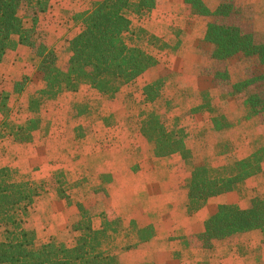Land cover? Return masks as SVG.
<instances>
[{
	"label": "rangeland",
	"instance_id": "1",
	"mask_svg": "<svg viewBox=\"0 0 264 264\" xmlns=\"http://www.w3.org/2000/svg\"><path fill=\"white\" fill-rule=\"evenodd\" d=\"M234 1L242 6V16L237 18L243 21V26L250 27L257 37L264 40V0ZM87 3L88 0H50L49 9L40 16L39 30L44 32L46 45L55 53L63 57L69 53L66 45L67 37L71 32L62 36L60 31L75 28L79 15L89 7ZM174 14H165L166 19L175 18V16L190 17L188 7L176 13L177 15ZM145 16L147 13L143 17L132 16L136 31L142 29L141 24L147 18ZM192 18L195 17L189 19ZM201 19L206 23L205 19ZM182 21L189 20L182 19ZM24 26H31L29 19L24 20ZM167 36L170 38L168 39ZM167 36L166 39L171 41V33ZM206 60L207 64L199 68V74L189 72L188 64L185 70H179L180 72L171 73L170 71L169 76L172 78L178 75L179 79H185L186 83H191V78L199 77L200 82L189 88L167 87L166 95L172 99L174 106L163 103L160 110L157 109L159 114L166 115L164 117L168 128L177 127L184 130L185 142L189 147L186 165L182 155L178 153L165 158L170 160V164L166 166L157 163L158 160L155 159H165L154 157L151 154L152 145L137 134L139 122L151 108V105L142 103L141 87L146 78L162 75L163 72H155L151 74V77L124 86L113 101H107L83 86L81 92L76 95H64L44 104L41 113L49 123V132L46 136L40 132L36 135L34 142L27 144H16L9 138L0 140V168H9L10 178L14 181L34 183L38 188L40 185V195L35 199L24 219L25 229L36 232L39 243L54 240L67 246L73 245L78 233L72 231L71 225L81 217L84 221L90 220L96 229L101 227L107 215L110 222L119 219L127 223L130 217L127 207L134 197L129 196L130 199L127 198L128 200L122 203L127 202V205L126 210L121 211L123 216L120 217L117 214L121 213L110 207L109 201V192L119 189L122 185L134 187V189L135 186L137 189H142L143 185L150 184L154 187L162 177L172 176L171 179H174L177 185V192L180 193L187 189L190 177L188 169L191 164L206 163L212 167H220L235 159H249L253 155L258 149L257 141L264 138V123L256 117L249 122L243 120L241 96L225 97L221 88L212 81L211 71L215 69L214 63L208 58ZM226 66L231 83L247 75L246 62L232 59ZM23 76H27L24 91L18 95H12L8 103L10 121L14 123H22L26 120L27 100L31 94L43 86L34 66L30 63L29 49L18 46L7 54L0 64L1 88L11 91L14 81H19ZM162 78L164 81L168 80L166 75ZM73 102L79 103L80 109L83 110L82 114H78L77 109H80L73 107ZM201 107L203 109L208 107L209 114L202 115ZM217 118L222 124L230 121L232 126L217 130L222 133H213L211 126L215 129L213 120ZM1 120L0 115V124ZM116 150L125 152L128 162L126 168L115 158ZM112 157L114 160L111 165ZM104 168L110 169L115 174L106 172ZM113 179L115 181L111 184ZM152 190L163 189L161 186L159 189L157 187ZM257 195L264 198V163L257 174L246 182L240 183L234 192L215 197L211 200L212 204L208 209L196 213L200 219H203L220 205L248 208L253 197ZM177 198V201H180V197L177 196ZM145 202L154 205L159 201L145 199ZM117 205L120 206V204ZM178 205L174 210V213H177V221L180 210ZM182 206L184 207V204ZM153 220L154 227L159 228L158 223L162 227L163 218ZM194 227L193 225L192 228ZM172 231L170 240L182 243L180 250L182 259L191 260L193 255H197V258L203 259V263L200 264H205L207 258L212 259V264H264V244H256L259 240L262 242L260 236L257 239L251 234L242 233L225 242L217 243L211 251H204L195 241L194 234ZM151 233L154 234V230L144 233L143 237H148ZM125 235L123 231L120 234H113L106 242L119 253L132 252L134 256L131 260L135 257L140 259L135 254L136 249L129 247L123 250L122 248L129 246L131 241L136 244L141 242V236H135V234L129 239ZM144 244L146 243L138 244L136 248ZM143 251L148 253L146 248ZM122 258L124 260V256ZM236 258L240 259L237 261ZM123 260L121 262H124ZM146 260H148L146 264H149V255Z\"/></svg>",
	"mask_w": 264,
	"mask_h": 264
},
{
	"label": "trees",
	"instance_id": "2",
	"mask_svg": "<svg viewBox=\"0 0 264 264\" xmlns=\"http://www.w3.org/2000/svg\"><path fill=\"white\" fill-rule=\"evenodd\" d=\"M184 3L192 15L206 20L198 51L215 65L211 71L212 81L225 97L241 96L245 122L256 117L264 123V40L237 18L243 12L234 0H221L213 11L202 0H184ZM155 5L156 0L92 2L78 17L80 32L68 40L69 60L59 67L55 52L46 45L45 34L39 30L40 16L49 9L50 0H0V64L16 47H27L30 63L43 83L40 90L29 96L25 107L26 120L22 123L10 121L8 103L12 95L24 91L27 76L14 81L11 91L0 85V140L9 138L16 144H27L34 142L40 132L46 136L49 123L41 111L48 101L76 94L83 86L97 96L113 101L124 86L141 79L157 64L151 46L159 50L169 48L156 37L147 38L144 30L136 31L132 24V16L143 17ZM26 18L31 22L30 27L24 26ZM179 44L180 40H177L171 49L177 50ZM232 59L248 64L247 75L235 83H231L226 66ZM166 89L162 79L142 86V103L151 105V108L139 122L137 134L152 145L154 157L178 153L186 165L189 151L184 130L168 128L166 115L157 112L163 103L170 106L174 103L166 95ZM74 102L73 107L80 109L79 103ZM207 108L201 107L210 112ZM77 111L83 113L82 109ZM217 119L213 120L216 130L232 126L230 121L222 124ZM257 145L258 149L249 159L234 160L220 167L190 163L187 213L200 210L209 198L234 192L240 183L257 174L264 163V138L259 139ZM10 171L9 168H0V264H121L120 253L106 242L113 234L123 231L129 239L134 234L141 236V242L149 239L143 234L150 233V228L137 229L133 222L126 227L121 220L110 222L109 216L105 215L98 229L82 217L73 223L71 229L78 235L71 246L54 240L39 243L35 233L25 229L24 219L40 195V185L38 188L34 183L14 181L10 178ZM252 231H259L264 243V198L259 195L253 197L248 208L218 206L204 221L203 230L193 237L201 249L211 251L217 243ZM122 249H129V246Z\"/></svg>",
	"mask_w": 264,
	"mask_h": 264
},
{
	"label": "crops",
	"instance_id": "3",
	"mask_svg": "<svg viewBox=\"0 0 264 264\" xmlns=\"http://www.w3.org/2000/svg\"><path fill=\"white\" fill-rule=\"evenodd\" d=\"M99 0H88V5L90 7L92 2H96ZM205 6L213 11L220 3L221 0H202ZM88 7V8H89ZM242 7V6H241ZM187 6L184 3V0H156L155 7L147 13L146 20L144 21L142 26V30L145 31L147 38L150 37H156L160 39L162 42L166 43L169 48L164 50H159L156 48H152L151 46V52L154 56L157 58V64L149 68L143 77L141 79L137 80L135 83L139 82L140 80L145 79L146 77H151V74L155 72H163L162 75H157L153 78H146L144 81V84L151 83L153 81L162 79L163 76H167L168 80H165V87H174V88H189L193 84H199L200 79L199 77L191 78V83H186L187 80L185 79H179V76H175L172 78V76H169L170 71L171 73L180 72L179 70H185L186 65L188 64L187 69L189 72H193L199 74L198 70L201 67H205L207 64V60L204 56H202L199 51L197 50L198 45L200 41L203 39L205 30H206V23L200 18L195 15H192L190 13V17H181L177 18H167L165 14L171 15L172 13H175L174 15H177L176 13L181 12L182 9H186ZM189 9V8H188ZM190 11V10H189ZM191 17H195L192 19H189ZM187 19L189 21L183 22L182 21ZM173 20V22H172ZM177 20H179L177 22ZM134 20L132 19V24L134 25ZM63 23V22H62ZM188 23V24H187ZM184 24V26H183ZM81 30V25L78 23L75 25V28L73 30H67L63 29V31H60L61 35L63 36L67 32H71L69 34L68 40L76 36ZM183 32H181V31ZM184 30V31H183ZM171 33V41H168L170 38L167 36V34ZM183 34V36H181ZM178 35V37H176ZM166 36L168 39H166ZM174 38V39H173ZM180 40L179 48L176 50H172L171 47L175 46L176 41ZM68 46V44L66 45ZM58 57L57 59V65L64 66L67 61L69 60L70 53H67V56L63 57L59 55L58 53H55ZM172 67V68H171ZM178 69V70H176ZM184 72V71H183ZM142 88V87H141ZM122 90V89H121ZM81 89L76 93H80ZM75 94V95H76ZM68 95V94H67ZM229 100V98H228ZM227 100V101H228ZM201 104V103H200ZM209 113L207 111H203L202 115L206 116ZM211 129L213 130V133L222 131H214V127L211 126ZM186 148L189 149L187 142H185ZM120 148V146H119ZM121 150V149H120ZM123 150V149H122ZM170 157V156H169ZM115 158L119 160L122 164H124V167L126 168L128 165L127 162V156L121 151H117L115 153ZM166 157H162L161 159H165ZM155 159V158H154ZM114 158L112 157L110 159V163L112 165V161ZM158 160L157 163L163 164L166 166L167 164H170L169 159ZM167 160V161H166ZM235 160H241V159H235ZM244 160V159H243ZM114 165V163H113ZM111 168V167H110ZM106 169V168H104ZM106 172L110 174H115V172L111 171L110 169H106ZM172 176L162 177L159 182H157L156 185L150 184V185H143L142 189H137V186L134 187H128V186H121L119 189H113V191L109 192V201H110V207L112 206L115 210L119 211L121 214H117V216H123V213L121 211L126 210V204H122L125 200L130 199L129 196L134 197L131 203H129V206L127 207L129 212V219L126 223V221H122L124 226H127L130 224V222H133L137 229H146L150 228L154 234L151 233V235L148 236V240L145 242H139L134 243L131 241V244L129 247L135 250L136 256H139L140 259H137L136 257L131 260V257L134 256L132 252H121L120 253V263L121 264H146L148 260H146L147 256L149 255V264H200L203 263V259L197 258V255H193L191 260H185L182 259L181 253V247L182 243L179 241L173 242L170 240V232L172 230L181 231L185 233H192L197 234L200 233L203 230V224L204 221L215 212L217 208H215L214 211L210 212L207 216L205 215V218L198 217V214L196 212L194 213H187L186 209V203H187V189L182 190L180 193L177 192V185L174 182V179H171ZM115 180L113 179L111 184ZM158 181V178H157ZM162 184V185H161ZM161 191H154L152 189H158L161 188ZM139 188V187H138ZM141 188V187H140ZM118 193V195H117ZM226 195V194H223ZM177 196L180 197V201H177ZM222 196V195H220ZM144 197V198H143ZM218 197V196H216ZM128 198V199H127ZM184 198V200H183ZM215 197L209 198L204 206L200 209L201 211L203 209H208L209 205L212 204L211 200H214ZM120 199V200H117ZM145 199L147 200H156L159 201L158 204H152L150 202L144 203ZM119 201L121 203H119ZM185 202V203H184ZM117 204H120L118 206ZM179 204V205H178ZM184 204V207L182 206ZM180 208L178 215L179 220H176V214L174 213L175 207ZM218 207V206H217ZM186 209V214L185 213ZM198 210L197 212H199ZM122 218V217H121ZM164 219L162 227H160V223H158L159 228L156 226L154 227V220L153 219ZM195 226L192 228V226ZM153 227V229H152ZM155 228V229H154ZM173 232V231H172ZM171 232V233H172ZM245 234H251L253 237H256L259 239V236L261 237L259 231H252L247 232ZM36 235V232H35ZM135 235V234H134ZM132 236V238L134 237ZM138 236V235H135ZM38 237V235H37ZM36 237V239H37ZM38 240V239H37ZM146 243L144 245L139 246V248H136L138 244ZM178 243V245H177ZM256 244H264L262 242L257 241ZM137 245V246H134ZM263 247V245H261ZM148 250V253H145L143 250ZM204 250V249H201ZM207 251V250H204ZM192 252V251H191ZM193 253V252H192ZM148 254V255H146ZM124 256V260L123 257ZM124 262H121L122 260ZM240 258H238L239 260ZM237 260V258H236ZM237 260V261H238ZM212 259H206L205 264L210 262Z\"/></svg>",
	"mask_w": 264,
	"mask_h": 264
}]
</instances>
